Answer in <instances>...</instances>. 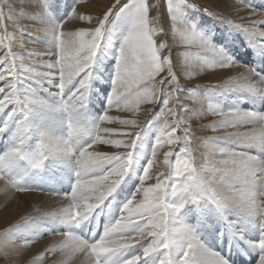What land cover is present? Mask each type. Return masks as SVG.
<instances>
[{
    "label": "snow or ice",
    "instance_id": "snow-or-ice-1",
    "mask_svg": "<svg viewBox=\"0 0 264 264\" xmlns=\"http://www.w3.org/2000/svg\"><path fill=\"white\" fill-rule=\"evenodd\" d=\"M167 2L171 10L176 2L186 0ZM13 5L14 0H0V50L3 51L0 55V117L4 118L0 123V135L8 130L10 124L15 125L20 142L0 154V180L5 181L3 190H30L13 178L12 170L25 163L33 168L39 167L49 157L67 161L77 179L70 193L51 194L63 197L66 206L35 217H24L21 224L0 234L3 237L0 239V252L7 248L19 251L13 233L34 218L43 216L58 218L68 225L67 231L50 234L59 235L62 242L49 248L48 253L63 252L69 259L80 254L85 264H144L150 259H153V264H227L226 260L207 249L196 237L186 235L174 222L184 203L207 199L222 213L228 207L235 206L260 217V239L253 246L260 250L259 264H264V112L224 110L209 103L208 109L212 114L221 117L218 124L211 126L212 130L221 127L236 131L204 141L208 152L205 162L197 165L189 117L177 113L179 108L186 114L188 108L181 103L178 95L180 83L172 71V58L161 53L166 45H158L155 39L161 31L155 19L149 16L150 9L155 11V4H150L149 0H126L123 4L115 0L95 19L79 15L75 7L58 25H50L41 19L39 22L45 28H55L58 60L54 63L37 60L36 56L40 53L36 49L25 48V42L19 35L25 32V28L18 22L23 16ZM40 13L43 17L46 8L41 7ZM121 14L131 18V27L119 49L108 107L97 122L86 127L80 112L87 99L92 65L106 24L110 18ZM77 17L93 27L78 31L63 30L66 21ZM180 24L182 28L179 34L187 45L195 44L225 61L220 65L204 62L205 65L220 68L236 65L222 49L202 40L194 26ZM9 25L16 31L9 32ZM235 26L242 29L240 24ZM242 30L264 48V43L256 40L257 36L264 37V31H252L248 27ZM16 48L23 51L17 52ZM188 55L186 52L185 56ZM164 72L168 76L157 80ZM169 78L170 90H165L161 85ZM247 79L248 83L236 84L229 90L247 92L264 100V74L247 68ZM25 81H35L45 91H48L47 85L54 84L58 91L53 102L40 99H25L22 102L20 89ZM161 96L163 107L158 116L161 128L143 168L138 188L122 205L119 217L106 227L98 239L83 238L74 229L89 220L122 183L130 170L132 149L140 134L137 120L116 121L108 112L113 108L137 112L141 105H155ZM144 111L147 112V108ZM107 123H119L132 127L134 131L104 127ZM57 125H66L67 137L57 135ZM181 128L182 137L176 135ZM244 128L247 131H241ZM30 136L37 138V144L34 151H25L23 140ZM84 136L90 137V140L77 144L76 141ZM117 136L128 139H117ZM93 144L113 145L127 150L113 154L89 151ZM177 144L183 147L175 153L172 146ZM233 144L242 148H255L259 154L237 151L229 147ZM166 146L169 150L163 153V161L159 165L163 170L151 172L157 165L161 149ZM207 157L214 159L210 163ZM153 179L155 183H147ZM34 241L25 239L21 247ZM175 248L180 249V254L173 257L172 250ZM63 264H67V260Z\"/></svg>",
    "mask_w": 264,
    "mask_h": 264
},
{
    "label": "bare ground",
    "instance_id": "bare-ground-1",
    "mask_svg": "<svg viewBox=\"0 0 264 264\" xmlns=\"http://www.w3.org/2000/svg\"><path fill=\"white\" fill-rule=\"evenodd\" d=\"M108 1L109 0H91L88 6L93 5L91 9H93V13H95L98 6ZM245 1L246 2L240 1L238 4L235 3L234 13H236V15L234 19L239 21V24L242 25V29L243 27H248L252 31H264V23H258L264 21V0ZM85 5H80L79 8ZM167 23H169V21H165L162 25L167 26ZM232 28L233 34L231 38L232 42L235 43V51L232 55L227 54L225 50H223V52L236 65L228 68H220L208 67L204 64L206 70L215 73L217 77L216 81L219 82L218 84L220 85L206 92L205 105L209 112H211L208 109L209 103L217 105L224 110L239 109L241 111L264 112V100L260 99L258 96L247 92L229 90L235 87L236 84L248 83L247 68L254 69V66H260L262 69L261 71H263L264 68V48H261L256 41L242 29L236 26ZM224 34L230 39L227 31ZM256 40L260 43H264V37L257 36ZM48 44L49 42L44 41V46L42 45L44 50H48L44 52L48 54L43 62L54 63V50L51 48L52 45L50 46V44ZM172 44H174L173 41H171V45ZM214 46L218 47L216 45ZM173 47L174 49H179L178 46L173 45L169 46L168 49H173ZM208 54L210 57L204 60V62L213 65H220L225 62L221 57L213 53ZM249 58H251L250 61ZM252 80L254 81L255 78L253 77ZM103 83L104 79L100 76L97 77L92 92L87 95L85 105L80 112L82 117V112L85 111L87 117L89 116L94 119V123L97 122L108 107V98L103 99ZM98 84L101 85L98 87ZM181 84L187 85V82H181ZM47 88L48 91H45L44 87L35 81H26V85L21 89L20 98L24 100L40 99L52 103L53 97L58 90L54 84L47 85ZM86 104H88V106H86ZM117 111L118 109L113 108L108 112V115L114 118ZM220 119V116L213 115L212 120L209 122L211 133L204 141L211 137H222L228 132L236 131V129L233 128L221 127H217V130L213 131L211 126L218 124ZM2 122L3 119L0 123ZM103 126L109 128L115 127L113 123H107ZM255 127H259V125ZM10 131L11 133L8 139L3 140L1 137L0 146H4L9 138L11 141L16 140L10 137L12 129ZM241 131H247V128L241 129ZM56 133L58 136L67 137L66 125H57ZM85 138L86 137L80 138L76 143H87ZM33 143L36 146L37 138L35 136H33ZM203 146L207 153L208 148L205 144ZM106 147V144H93L92 147L89 148V151L105 152ZM229 147L235 148L237 151H247L251 155L259 154L257 149L251 147L242 148L235 144L229 145ZM114 149L116 148L114 147ZM108 150L111 151L109 148ZM165 151H168V149L163 150L159 154L157 165L151 169V172L155 173L163 169L159 168V165L163 161V153ZM213 159V157H208L210 163ZM42 168L43 173H37L33 179H31L33 176L31 177L30 175L27 177L24 176L22 180L21 178H19L20 180L18 179L25 188L30 190L16 191L15 189H11L10 192L0 191V234L21 224L24 217H35L38 214L53 212L66 206L67 202L63 200V197H57L51 194L64 195L71 192L77 179L74 170L67 161L56 157H49L43 160ZM69 171L72 173H69ZM138 171L139 166L130 170V176L125 180L126 183L121 184L117 189L118 191L116 190L114 196H116L117 199L123 196L124 193L131 194L132 196L134 195L139 185L136 181L137 177L136 175L134 176V174ZM17 177L21 176L18 175ZM147 183L152 184L153 182L148 181ZM4 184L5 181L0 180V188L3 189ZM41 184L43 185L39 188ZM47 186L49 188H47ZM44 187L46 189H43ZM124 197L126 198V196ZM205 200L208 205H206L203 199L184 203L180 207L177 216L174 218L176 226L182 228L186 235L196 237L207 249L226 260L227 264H259L260 250L254 247L253 244L260 239V217L235 206L228 207L222 213L213 203L207 199ZM125 202L126 201L123 199L120 203L124 204ZM191 203H195V205L191 206ZM102 206L103 205H101V208ZM121 209L122 206L112 205L108 210H103L102 216L100 215L101 209H98L89 220L85 221L79 228L74 230L83 238L89 240L98 239L99 236L103 234L106 227L119 217ZM67 230L68 225L64 224L58 218L36 217L26 226L21 227L17 232L13 233V239L16 240V247L19 248V251H15L13 248H7L3 252H0V259L5 261V264H63L65 260H67V264H85L84 257L80 254H76L69 259L63 252H56L54 254L48 253L47 250L49 248L56 247L62 242V237L50 234ZM0 239H3L2 235H0ZM25 239H35V241L30 245L21 247ZM143 242L146 243V241ZM41 254H43V256ZM179 254V248L172 250L173 257ZM144 264H153V259L145 261Z\"/></svg>",
    "mask_w": 264,
    "mask_h": 264
},
{
    "label": "rangeland",
    "instance_id": "rangeland-1",
    "mask_svg": "<svg viewBox=\"0 0 264 264\" xmlns=\"http://www.w3.org/2000/svg\"><path fill=\"white\" fill-rule=\"evenodd\" d=\"M90 1L91 0H43V3L41 4V0H14L13 6L16 7L23 16L19 19L18 22L25 28V32L19 33V35L25 42V48L36 49L40 53V55L36 56V59L39 61H43L48 54L44 53L48 50L43 49V43L44 41L49 42L50 46L52 45L51 48L54 50L53 59H55L54 61L56 62L58 60V44L55 40V28H45L39 21L43 19L50 25H58L70 15L74 7L76 8L79 15L92 16L95 19L97 16H100L107 7H110L115 3V0L103 2L100 6L97 7L95 13H93V9H91V6L93 5L88 6V3ZM240 1L246 2L245 0H186V2H176L175 6L171 10H169L167 0H149L150 4H155V11L153 12L150 9L149 16L151 19H155L157 26L161 30L157 33L155 39L157 40L158 45L161 43L166 45L165 48L161 49V53L163 55H170L172 58V71L176 74L177 79L180 83V90L178 95L180 96L181 103L187 105L188 108L186 114L182 113L179 108L177 109V113L178 115H187L189 117V124L194 136L192 148L197 165L203 164L205 162L207 153L205 152L203 145L204 140L208 138L207 136H209L211 133L209 122L213 118L212 113L207 110V107L205 105V94L211 88L219 87L220 85L218 84L219 82L216 81L217 77L215 73L205 69L204 60H207V58L210 57V55L208 54L210 52L204 51L195 44L187 45L184 39L179 34L182 28V25L180 23L182 22L183 24L194 26L195 31L199 34L202 40H207L212 45L214 44L220 49L227 51V54L232 55V53H234L235 51V43L232 42L231 38L233 34L232 27L236 24H239V21L234 19L236 15V13H234V5L235 3L238 4ZM125 2L126 0H120L121 4ZM80 5L85 6L79 8ZM41 7L46 8V14L43 17H41L40 13ZM5 11H7V8H5ZM165 21H169V23H167V26L162 25V23H164ZM91 27H93L92 24H89L86 21H81L77 17L73 20L66 21V27L63 30L78 31L81 28L89 29ZM130 27L131 18L127 14H121L120 16L112 17L106 24L101 44L98 48L94 63L92 65V77L89 81L88 94L92 92V89L96 83V79L100 76L104 79L103 99H107L109 97L113 87L119 49L121 48L123 39L130 30ZM225 30L229 34L230 39H228L224 34L226 32ZM8 31L15 32L16 29L9 25ZM170 40L174 42V44L172 45L178 46L179 49H174V47L173 49H168L169 46H172ZM15 51L21 52L23 50L16 48ZM186 52L189 53L187 57L185 56ZM2 54L3 51L0 50V55ZM250 60L251 58H249V61ZM25 63H29V61H25ZM254 70L256 72L264 74V68L263 71H261L262 69L260 68V66H254ZM167 76L168 73L164 72L159 77H157V80H163ZM169 82L170 78L165 84L161 86L165 90H170L168 89ZM181 82H187V85L181 84ZM0 84H2V82H0ZM24 85H26V81L22 84L21 89ZM100 85L101 84H98V87ZM21 89L20 92H22ZM0 96H2V94H0ZM162 99L163 96H161L160 101L155 105H141L140 110L137 112L118 110L116 116L114 117L116 121L135 119L140 124V129H138L140 130V134L136 144L132 149L133 156L132 164L130 166V170L136 166H139V171L134 174V176L136 175L137 177L136 181L138 183L140 180V176L142 175L143 168L146 166L150 158L151 151L160 132L161 121L158 119V116L160 114L161 108L163 107ZM21 101L23 102L24 99L21 98ZM86 106H88V104H86ZM169 106L171 107L172 105L170 104ZM145 108H147V112L144 111ZM2 119L4 118L0 117V121ZM82 120L83 123H85L84 125L86 127H91L94 124V119L89 116L87 117L85 111L82 112ZM113 124L115 126L113 128L117 130L128 132L134 131L132 127H126L120 125L119 123ZM11 129L12 134L10 137H12L13 139L15 138L16 140L11 141V139L9 138L4 146H0V154H3L11 147L15 146L17 142H20V139L17 135V128L12 124L9 125L7 131L0 135V139L1 137L3 138V140L8 139V136L11 133ZM176 135L181 137L183 136L182 128L177 130ZM84 137H86V142L90 140V137ZM115 138L128 139V137L119 136ZM106 146L107 147L105 148V153L108 154L124 152L127 150L123 147L117 148L113 145ZM35 147L36 146L33 143V137L30 136L23 140V148L25 151H34ZM114 147L116 149H114ZM182 147V144L174 145L172 146V151L178 153ZM108 148L111 151H109ZM140 149H142L143 151ZM165 149L167 150L168 147L166 146L165 148L161 149L160 153ZM40 172L43 173L42 163L39 167L35 168L25 163L13 169L12 176L15 179L21 178L22 180L24 179V176L27 177L30 175L31 177L33 176L31 178L33 179L35 175ZM129 172L127 173L128 175L126 174L121 184L126 183V178L130 176ZM69 173L72 172L69 171ZM18 175L21 177H17ZM151 181L155 183V179ZM42 185L43 184L39 185V188ZM119 186L117 187V189L119 188ZM47 188L49 187L47 186ZM43 189L46 188L44 187ZM115 194L116 191L112 196L105 200V205L103 204L102 208L100 206L99 209H101V216L103 214V210H108L112 205L122 206L123 203H120L121 200L124 199L125 201H127L132 197L131 194L129 195L124 193L123 196H120V198L117 199V197L114 196ZM124 196H126V198ZM203 200L206 202L205 199ZM194 205L195 203H191V206ZM206 205H208L207 202ZM0 264H5V261H2V259H0Z\"/></svg>",
    "mask_w": 264,
    "mask_h": 264
},
{
    "label": "clouds",
    "instance_id": "clouds-1",
    "mask_svg": "<svg viewBox=\"0 0 264 264\" xmlns=\"http://www.w3.org/2000/svg\"><path fill=\"white\" fill-rule=\"evenodd\" d=\"M0 191H4L2 188H0Z\"/></svg>",
    "mask_w": 264,
    "mask_h": 264
}]
</instances>
